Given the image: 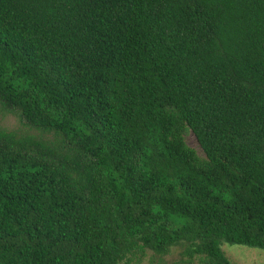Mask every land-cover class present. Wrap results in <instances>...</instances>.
Here are the masks:
<instances>
[{
	"label": "trees",
	"instance_id": "1",
	"mask_svg": "<svg viewBox=\"0 0 264 264\" xmlns=\"http://www.w3.org/2000/svg\"><path fill=\"white\" fill-rule=\"evenodd\" d=\"M0 103V264L264 251V0H0Z\"/></svg>",
	"mask_w": 264,
	"mask_h": 264
},
{
	"label": "rangeland",
	"instance_id": "2",
	"mask_svg": "<svg viewBox=\"0 0 264 264\" xmlns=\"http://www.w3.org/2000/svg\"><path fill=\"white\" fill-rule=\"evenodd\" d=\"M0 128L18 138L30 137L54 148H60L67 153L70 152L62 135L51 130H40L27 126L18 113L6 110L1 103ZM183 140L187 148L195 152L200 160H205L203 152L190 131H185ZM222 250L232 264H264V251L229 245H224ZM182 251L183 247H178L172 249L168 255L157 256L142 247H136L131 258L133 264H207V260L204 258L189 260L183 257Z\"/></svg>",
	"mask_w": 264,
	"mask_h": 264
}]
</instances>
